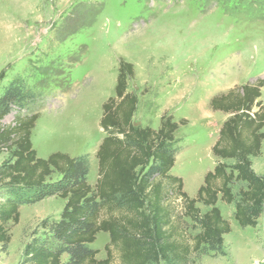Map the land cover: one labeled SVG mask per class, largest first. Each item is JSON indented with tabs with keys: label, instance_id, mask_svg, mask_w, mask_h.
Here are the masks:
<instances>
[{
	"label": "rangeland",
	"instance_id": "obj_1",
	"mask_svg": "<svg viewBox=\"0 0 264 264\" xmlns=\"http://www.w3.org/2000/svg\"><path fill=\"white\" fill-rule=\"evenodd\" d=\"M254 1L259 8H245ZM16 24L21 28L13 41ZM19 44L24 52L5 60ZM120 59L134 69L127 89L138 99L135 126L157 129L163 114L185 119L174 133L170 173L193 198L216 163L211 147L228 117L211 110L210 98L264 78V0H0V91L16 77L42 91L30 110L39 114L30 136L38 157L56 151L88 155L96 148L105 135L98 124L101 105L114 95ZM260 92L264 106V85ZM16 114L11 111L3 123ZM6 157L1 152L0 163ZM251 163L264 172V140ZM89 169L90 176L98 172L96 160ZM64 202L49 196L23 205L6 251L0 246V264H18L40 222L57 220ZM175 205L179 212L177 200ZM217 206L231 228L223 235V254L194 256L189 264H264V215L256 226L240 227L232 205L219 200ZM183 221L187 238L195 230ZM108 240L99 232L90 244L97 259L105 258ZM113 264H119L116 256Z\"/></svg>",
	"mask_w": 264,
	"mask_h": 264
},
{
	"label": "trees",
	"instance_id": "obj_2",
	"mask_svg": "<svg viewBox=\"0 0 264 264\" xmlns=\"http://www.w3.org/2000/svg\"><path fill=\"white\" fill-rule=\"evenodd\" d=\"M259 5L254 1L245 8ZM4 75L0 70V81ZM133 76V65L120 59L114 95L101 105L98 124L105 135L96 151L93 186L87 182V154L56 151L37 157L30 136L39 114L30 110L42 91L24 77L12 79L0 91V153L7 152L0 163L1 250L7 249L10 228L19 222L23 205L49 196L65 200L57 220L40 222L18 264H113L114 256L119 264H189L194 256L223 254V235L231 228L219 200L233 206L240 227H254L264 215V175H257L251 163L264 140V78L210 98L211 110L228 117L211 147L216 163L191 198L182 179L170 173L174 133L186 121L163 114L157 129L135 126L138 99L127 89ZM13 110L17 114L4 124ZM185 218L195 230L187 238L180 230ZM99 232L109 237L104 259H97L90 247Z\"/></svg>",
	"mask_w": 264,
	"mask_h": 264
},
{
	"label": "crops",
	"instance_id": "obj_3",
	"mask_svg": "<svg viewBox=\"0 0 264 264\" xmlns=\"http://www.w3.org/2000/svg\"><path fill=\"white\" fill-rule=\"evenodd\" d=\"M20 25L19 24H16L15 26H13L12 27V36H14V39H13V41H17L18 39H19V35H17L15 32H17V31H20ZM24 29L26 30V27H24ZM21 44H19V45H17V47H16V51H13V49H12V51H11V54H9L8 53V55L6 56V58H5V60H7V61H9V60H13V58H14V54H15V56L17 57H19L24 51H21V50H23V49H26L27 47H23V46H20ZM17 57V58H18ZM7 63V62H6ZM220 126V125H219ZM36 127V126H35ZM34 130V129H33ZM33 130H32V132H31V136H32V134H33ZM31 138V137H30ZM101 141V140H100ZM100 143V142H99ZM99 143L97 144V146H96V148H95V146H93L90 150H89V152H88V156H89V160H90V162L92 163V164H90V167H91V165H92V167H95V160H96V163H97V158H96V151H97V148H98V145H99ZM52 153V152H51ZM50 154V153H49ZM49 154H47L46 156H44V157H40V158H46ZM37 155V154H36ZM73 156V155H72ZM38 157V156H37ZM252 166H253V164H252ZM89 167V168H90ZM254 170V169H253ZM89 171H90V169H89ZM262 171V170H261ZM259 172V173H257L256 171H254L257 175H264V172ZM96 173H97V170L95 171V174L93 175V176H90V174H89V172H88V175H87V182L89 183V184H93L95 181H96Z\"/></svg>",
	"mask_w": 264,
	"mask_h": 264
}]
</instances>
